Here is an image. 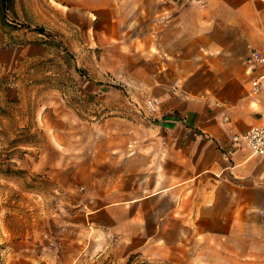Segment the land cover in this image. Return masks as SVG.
Here are the masks:
<instances>
[{
	"label": "crops",
	"instance_id": "obj_1",
	"mask_svg": "<svg viewBox=\"0 0 264 264\" xmlns=\"http://www.w3.org/2000/svg\"><path fill=\"white\" fill-rule=\"evenodd\" d=\"M154 10L155 36L142 44L157 52L131 59L124 80L142 108L150 95L159 108L106 118L102 148L97 121L70 133L59 121L42 163L56 175L57 211L43 217L46 236L11 246L12 264H126L134 253L154 264H264V155L231 139L264 124V80L252 88L264 65L246 63L251 49L264 52V0ZM84 87L90 98L99 90L93 80Z\"/></svg>",
	"mask_w": 264,
	"mask_h": 264
},
{
	"label": "rangeland",
	"instance_id": "obj_2",
	"mask_svg": "<svg viewBox=\"0 0 264 264\" xmlns=\"http://www.w3.org/2000/svg\"><path fill=\"white\" fill-rule=\"evenodd\" d=\"M7 3L5 12L0 6V264H12L10 248L18 240L25 243L27 234L46 236L43 217L54 211L60 192L56 175L42 163L44 154L58 146L53 135L59 121L69 124V133L81 121H97L102 148L106 118L149 117L159 108L148 110L146 99L152 95L142 108L124 79L131 59L157 52L155 45L142 42L155 36L154 9L173 0ZM33 44L42 51L29 50L23 57L6 53L10 45ZM2 55L11 58L10 64ZM89 80L99 88L91 98L84 91ZM131 255L126 264H154Z\"/></svg>",
	"mask_w": 264,
	"mask_h": 264
},
{
	"label": "built area",
	"instance_id": "obj_3",
	"mask_svg": "<svg viewBox=\"0 0 264 264\" xmlns=\"http://www.w3.org/2000/svg\"><path fill=\"white\" fill-rule=\"evenodd\" d=\"M246 63L249 71L263 66L264 52L257 48L251 49L246 57ZM263 80V73L252 79L253 92L258 91ZM146 106L149 111L153 112L159 107V101L155 97H149L146 99ZM231 139L236 144L247 145L253 152L264 155V124L250 125L242 132L233 133Z\"/></svg>",
	"mask_w": 264,
	"mask_h": 264
},
{
	"label": "trees",
	"instance_id": "obj_4",
	"mask_svg": "<svg viewBox=\"0 0 264 264\" xmlns=\"http://www.w3.org/2000/svg\"><path fill=\"white\" fill-rule=\"evenodd\" d=\"M8 0H0V6L3 12H5L6 8L8 7ZM132 259V255L128 258L127 263L130 262Z\"/></svg>",
	"mask_w": 264,
	"mask_h": 264
}]
</instances>
